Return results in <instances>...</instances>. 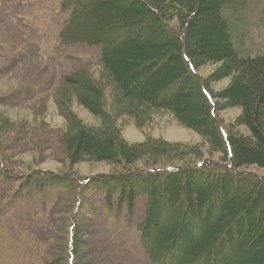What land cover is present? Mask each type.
Wrapping results in <instances>:
<instances>
[{
    "label": "trees",
    "instance_id": "obj_1",
    "mask_svg": "<svg viewBox=\"0 0 264 264\" xmlns=\"http://www.w3.org/2000/svg\"><path fill=\"white\" fill-rule=\"evenodd\" d=\"M240 6V0H76L75 11L63 32L66 42L102 48L100 65H92L97 67V79L89 70H75L64 75L54 91L55 96L65 95V100L67 93L76 94L77 101L102 121L84 126L77 117L68 116L58 140L75 161L86 157L117 165L135 161L131 155L135 151L125 149L128 146L120 139L117 116L123 118L120 122L129 118L136 124H147L153 115L172 113L185 125L201 133L207 131L206 135L216 139L215 146L222 143L221 131H225L218 118L220 112L237 106L242 109L235 126L230 125V134L223 138L226 152L213 162L218 166L128 169L141 173L133 180L129 179L130 172L96 177L97 184L107 179L121 184L119 200L126 199L129 208L139 194L146 195V213L139 222L142 246L160 264H264V179L254 178L242 169L255 164L264 167V53L244 56L238 47V37L232 29H237L233 19L240 15L236 10ZM80 8L87 9L83 20L79 19ZM169 9L177 10L183 32L171 30L170 38L161 43L154 36L159 33L158 28L165 26L164 14ZM143 31L149 36L142 38ZM187 58H192L196 66L220 63L215 71L217 78L231 76L232 81L213 92L187 71ZM70 86L79 90L68 92ZM108 89H112L110 96ZM105 93L111 102L105 103ZM195 94L199 101L191 100ZM49 100L54 97L49 95L33 106L15 111L24 110L27 114L31 110L34 115L46 109L43 104L47 102V107ZM6 118L9 115L0 113L1 131L11 128L10 120L4 121ZM241 125L247 132L238 129ZM39 128L43 130V124ZM33 129L36 131L37 125ZM27 138L30 142L26 151L38 149L36 156L46 157L41 151L45 139L38 144V136L31 129L27 130ZM47 142L52 143V150V140L47 138ZM223 158L231 159V167L219 163ZM19 168L13 164L7 174ZM33 174V178L38 176L37 169L29 176ZM51 174L44 178L49 185L61 179L58 174ZM64 180L71 181L70 177ZM31 183L37 189L44 184L32 178ZM70 183L74 188L75 183ZM112 195L109 188L106 201H111ZM66 234L69 255L74 260L75 226Z\"/></svg>",
    "mask_w": 264,
    "mask_h": 264
},
{
    "label": "rangeland",
    "instance_id": "obj_2",
    "mask_svg": "<svg viewBox=\"0 0 264 264\" xmlns=\"http://www.w3.org/2000/svg\"><path fill=\"white\" fill-rule=\"evenodd\" d=\"M64 1L0 0V111L9 115V119L4 121L10 120L11 123L10 129H0V158L5 159L4 164L20 167L5 181L0 174V264H72L66 237L72 225L77 238L75 264L93 261L160 264L145 252L137 227L146 212V195H139L133 209L128 210L125 203H118V193H115L113 203L108 206L103 189L105 185L97 184L96 177L111 172H130L129 179L133 180L141 173L135 174L128 169L218 166L213 162L221 158L219 155L224 151L223 138L230 134V125L235 126L236 116L241 114L242 109L240 106L226 108L218 115L220 124L225 126L224 133L221 131L224 137L220 136L223 137L222 145L219 146L213 145L216 139L206 135L207 131L201 133L185 125L172 113L153 115L152 121L147 124H136L129 118L120 122L123 118L117 116L115 123L120 128V139L128 146L125 149L135 151L131 154L135 161L117 165L116 162L109 163L95 157L73 160L58 140V132L66 128L68 116L77 117L84 126L102 124L98 116L77 101L76 94L67 93L68 99L65 100V95L57 93L53 101V98L48 101L47 107V102L43 104L46 109L34 115L31 110L27 114L24 110L15 111L54 94L55 89L60 87L61 78L70 72L86 69L96 79L98 77L97 67L93 66L100 65L101 45H62L60 42L59 30L69 13V9H63ZM240 3L242 6L236 8L240 15L233 19L237 29H232V34L238 37V47L244 56L262 54L264 0H240ZM86 10L80 8V20L85 17ZM164 25L158 28L160 34L154 36L161 43L170 38L171 30L183 32L177 10H167ZM147 36L149 33L143 31L142 38ZM186 61L190 66H187V71L194 74L196 82L205 87L208 84L213 92L217 93L232 81L231 76L217 78L215 73L220 63L208 62L196 66L192 58ZM78 90L79 87L72 86L67 89L68 92ZM107 95H112V89H108ZM191 98L192 101L200 100L196 94ZM106 100L105 93V103ZM108 101L111 102L110 99ZM111 114L115 115V112ZM40 123L44 131L39 128ZM34 125H37L36 131ZM28 129L38 136V144L45 139V147L41 151L46 157L41 159L38 154L36 156L38 149L26 151ZM238 129L247 132L244 125ZM47 138L53 142L52 150V143L47 142ZM13 150L21 151L12 153ZM124 160L120 159L122 163H125ZM219 163L225 167L232 164L231 159L225 158ZM34 169L39 172L37 178L43 177L44 180L45 175L54 172L61 179L53 185L45 184L42 189H37L35 185L29 186L30 179L34 177L29 173ZM242 169L254 178L264 179L263 166L255 164ZM66 177H70L71 181L64 180ZM92 178L93 181L84 182V179ZM70 182L75 183L74 188L70 187Z\"/></svg>",
    "mask_w": 264,
    "mask_h": 264
}]
</instances>
